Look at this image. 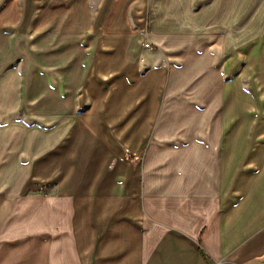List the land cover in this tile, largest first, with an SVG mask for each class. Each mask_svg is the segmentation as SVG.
I'll list each match as a JSON object with an SVG mask.
<instances>
[{
	"label": "crops",
	"instance_id": "crops-1",
	"mask_svg": "<svg viewBox=\"0 0 264 264\" xmlns=\"http://www.w3.org/2000/svg\"><path fill=\"white\" fill-rule=\"evenodd\" d=\"M132 1L104 0L89 24L73 9H49L73 0H0V169L20 160L15 134L25 132L12 125L20 113L72 117L73 133L93 134L112 153L143 150L129 214L88 222L101 223L93 233L72 225L65 236L60 196L19 199L0 217V264H84L85 251L96 259L100 249L103 264H264V96L239 71L241 59L227 65L239 38L260 30L261 2L140 0L139 32L126 13ZM148 30L153 50L140 45ZM241 98L250 106L235 112ZM38 202L45 217L15 229ZM38 240L44 252H29Z\"/></svg>",
	"mask_w": 264,
	"mask_h": 264
},
{
	"label": "rangeland",
	"instance_id": "rangeland-1",
	"mask_svg": "<svg viewBox=\"0 0 264 264\" xmlns=\"http://www.w3.org/2000/svg\"><path fill=\"white\" fill-rule=\"evenodd\" d=\"M139 1L134 0L126 7L129 23L131 27L137 30H139L136 26L137 21L132 18V15ZM259 1L261 2L260 7L264 9V0ZM103 3L104 0H73L68 4H51L49 9L52 12L62 7L73 9L77 12L81 21L84 19L86 23L91 24L101 14ZM106 7L110 8L111 6L107 5ZM240 23L242 24L243 20H240ZM148 35L149 30L148 32L144 31L140 45L143 48L153 50L154 48L148 41ZM239 39L241 47L232 53L227 65L234 64L238 59H241L239 71L249 70L252 74L249 81L250 86L257 94L261 91L264 96V17L256 36H241ZM67 44L68 41L65 40L63 47L65 48ZM57 48L56 44H52L48 50L54 52ZM240 81L243 89L247 90L249 86L246 73H242ZM70 102L72 104V101ZM250 103L251 101L241 98L233 102L234 111L240 110V113H242L244 109L250 106ZM59 119L55 117L47 119L25 117L23 113L18 114L15 118V124L12 125L16 127L22 125L23 132H25L24 134H15L16 149L14 150L20 151L21 161L16 160L15 164L11 165L12 167L3 168L1 166L0 172L2 171L3 178L7 180L4 181L0 189V196L8 194V191L11 188L13 189L10 190L11 197L7 201L4 199L0 201V217L5 216L4 210L7 206H10V204L14 206L15 201L19 199H34L39 196L58 198L60 196L65 204L63 208H59V212L62 209L60 221L69 227V229L66 227L61 231L66 233L65 236L71 234L70 228L72 225L80 227L87 233L89 231L92 233L93 231L97 232L101 223H97L95 228L93 227L90 230L88 222H102L106 217H108V221H116L119 220L123 212L127 211L129 214L137 206L141 194V178L139 179L137 174L140 173L143 150L134 153L127 147L122 146L120 152L114 151L112 153L109 148L97 143L93 134L86 132L73 133L72 117L63 118V124ZM58 131L63 132L61 137L57 136ZM22 135H25V138ZM131 166H134L133 170ZM9 167V170H4ZM134 169L137 170V174L134 173ZM35 206L36 204H29L30 215L25 213L26 208L18 214L15 229L18 230L22 226L27 228L30 223L39 222L38 217H45V214L40 215L38 213V206H40L39 211L41 213L42 211L46 212L48 208L41 206L39 202L36 206L37 210ZM105 206L108 210L106 209L104 212ZM127 218L130 221V218ZM33 231L30 235L40 236V239L44 238L45 234L42 235L43 231L40 229ZM59 231L58 229L57 232ZM57 232L52 233L54 237H57ZM92 233L89 239L86 240H93L91 238ZM28 238L30 239V236ZM111 239L114 238H109V240ZM127 240L126 250L130 252L132 246L130 245V236ZM35 242L33 246L31 245L32 248L29 249V252L37 253L45 246L39 240ZM64 242L65 245L70 243V238L66 237ZM103 244H100L97 248H101ZM111 245L113 248L112 253L120 252L121 249L117 246L118 243L116 245L112 243ZM69 248L71 247L69 246ZM43 252L44 250L39 254ZM87 253L88 251H85V257L82 261L84 264H103L104 253L102 249L97 252L96 259L93 257V253L90 258L88 257L89 253Z\"/></svg>",
	"mask_w": 264,
	"mask_h": 264
},
{
	"label": "built area",
	"instance_id": "built-area-1",
	"mask_svg": "<svg viewBox=\"0 0 264 264\" xmlns=\"http://www.w3.org/2000/svg\"><path fill=\"white\" fill-rule=\"evenodd\" d=\"M263 263H264V259H263Z\"/></svg>",
	"mask_w": 264,
	"mask_h": 264
}]
</instances>
